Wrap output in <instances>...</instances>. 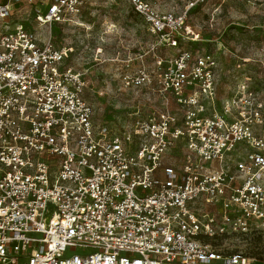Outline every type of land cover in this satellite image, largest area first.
Returning a JSON list of instances; mask_svg holds the SVG:
<instances>
[{"label": "built area", "instance_id": "built-area-1", "mask_svg": "<svg viewBox=\"0 0 264 264\" xmlns=\"http://www.w3.org/2000/svg\"><path fill=\"white\" fill-rule=\"evenodd\" d=\"M87 1L0 0V264H252L229 243L264 231L263 106L219 100L218 62L180 49L186 13L112 0L178 51L124 61L158 109L96 120L51 33Z\"/></svg>", "mask_w": 264, "mask_h": 264}, {"label": "rangeland", "instance_id": "rangeland-1", "mask_svg": "<svg viewBox=\"0 0 264 264\" xmlns=\"http://www.w3.org/2000/svg\"><path fill=\"white\" fill-rule=\"evenodd\" d=\"M148 1L161 13H186L191 32H186L180 49L209 54L218 62L220 101L239 97L235 107L251 109L256 97L264 113V0ZM21 6L30 10L28 5ZM49 32L46 28L41 34ZM51 33L56 45L69 51L65 64L82 72L89 87L101 92H85L96 120L117 123L134 118L137 110L144 116L158 109V98L153 99L156 103L149 102L146 89L135 95L122 88V61H131L135 69L141 61L149 66L156 56L166 57L178 49L162 46L129 3L88 0L81 14L53 25ZM229 245L245 252L252 264H264V231L249 241L234 240Z\"/></svg>", "mask_w": 264, "mask_h": 264}, {"label": "crops", "instance_id": "crops-1", "mask_svg": "<svg viewBox=\"0 0 264 264\" xmlns=\"http://www.w3.org/2000/svg\"><path fill=\"white\" fill-rule=\"evenodd\" d=\"M123 63H124V61H122ZM123 71H125V68L124 69H121V71H119V72H123ZM119 75V74H118Z\"/></svg>", "mask_w": 264, "mask_h": 264}]
</instances>
